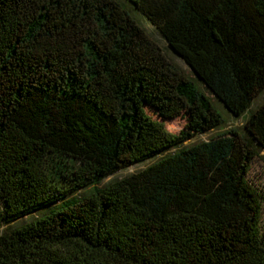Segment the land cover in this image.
I'll use <instances>...</instances> for the list:
<instances>
[{"label": "trees", "instance_id": "obj_1", "mask_svg": "<svg viewBox=\"0 0 264 264\" xmlns=\"http://www.w3.org/2000/svg\"><path fill=\"white\" fill-rule=\"evenodd\" d=\"M262 92L264 0H0V264H264Z\"/></svg>", "mask_w": 264, "mask_h": 264}, {"label": "rangeland", "instance_id": "obj_2", "mask_svg": "<svg viewBox=\"0 0 264 264\" xmlns=\"http://www.w3.org/2000/svg\"><path fill=\"white\" fill-rule=\"evenodd\" d=\"M141 23H142V26L147 31L150 32L152 30H155L154 26L143 16L141 19ZM153 34H154V32H153ZM158 41L166 49V52H167L168 56L172 59V61L183 72H185L186 75H188L191 78H194L195 76H194V73L191 71V69L179 57L175 56L171 51H169L166 48V43L162 40H158ZM201 87L203 88V86H201ZM208 95L212 97L214 104L216 105L218 110L222 113V116L224 117L223 125H221L220 127L216 128L214 130L208 131V132L198 133L193 138L185 141L179 147L188 146V145L193 144V143L209 140L210 138H212V137H214V136H216L222 132L231 130V129H235V130L240 131V132L243 131V125L245 123L246 118L248 117L249 111H247L245 114H243L240 117H233L232 115H230L227 112V110L210 93H208ZM263 100H264V92H262L253 101V103L251 105V109H256ZM145 109L148 113V116L151 117V119H150L151 126H153V123H157V125H158L159 124L158 122H162L170 132L175 133V134H178L182 130L187 129V127L188 128L191 127L190 123L186 122L187 118L185 116H182L180 118L173 119V120H168V119L161 118L159 115H157L156 111H154L148 105H145ZM147 147H148L147 142H142L133 151V153L126 159V164H127L126 167L121 169L120 171H118L114 175L106 178L103 183H106L109 180L120 179L124 176H127V175L133 173V172H137V171L145 168L149 164L159 160L164 155L174 153L179 148V147L173 148L164 154L156 155V156L138 161L137 159L139 158V156L146 153ZM248 176H249L250 180L260 189L261 194H262L263 211H262L261 224H262V228L264 230V152H261L260 155L253 160V164H252V167L249 171ZM79 194L80 193H76L74 196L79 195ZM44 212H46V211H44ZM40 214L41 213L36 212L35 214H33L29 217H23L20 220L16 221L15 224H21L23 222H26L30 219L35 218L36 216H38ZM12 225L2 226L0 228V232L6 230L7 228L11 227Z\"/></svg>", "mask_w": 264, "mask_h": 264}]
</instances>
